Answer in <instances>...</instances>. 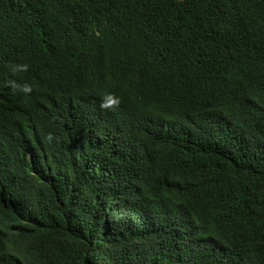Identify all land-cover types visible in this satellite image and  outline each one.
Returning a JSON list of instances; mask_svg holds the SVG:
<instances>
[{
	"label": "trees",
	"instance_id": "obj_1",
	"mask_svg": "<svg viewBox=\"0 0 264 264\" xmlns=\"http://www.w3.org/2000/svg\"><path fill=\"white\" fill-rule=\"evenodd\" d=\"M0 264H264V0H0Z\"/></svg>",
	"mask_w": 264,
	"mask_h": 264
}]
</instances>
